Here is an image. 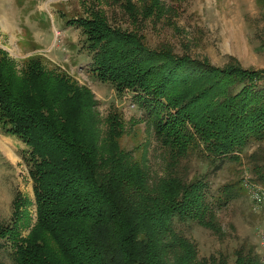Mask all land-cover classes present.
I'll list each match as a JSON object with an SVG mask.
<instances>
[{"label":"trees","instance_id":"obj_1","mask_svg":"<svg viewBox=\"0 0 264 264\" xmlns=\"http://www.w3.org/2000/svg\"><path fill=\"white\" fill-rule=\"evenodd\" d=\"M121 1L134 22L163 8L161 0H147L141 9L134 0ZM71 23L81 28L82 47L101 81L117 93L143 92L138 100L161 145L164 172L152 176L144 158L122 147L117 112L102 132L88 87L46 71L39 59L17 73L0 50V130L28 148L24 161L37 215L25 236L0 225V239L7 233L14 239L12 264H229L223 254L198 258L175 223L191 221L221 237L214 205L244 184H226L230 191H219L210 203L204 179L188 177L179 163L196 154L210 164L224 156L240 162L233 152L264 140V68H244L231 56L216 67L153 49L138 31L112 26L102 10ZM256 181L264 187V172ZM22 200L19 194L13 199L15 218ZM232 256V264H261L247 244Z\"/></svg>","mask_w":264,"mask_h":264},{"label":"rangeland","instance_id":"obj_2","mask_svg":"<svg viewBox=\"0 0 264 264\" xmlns=\"http://www.w3.org/2000/svg\"><path fill=\"white\" fill-rule=\"evenodd\" d=\"M134 1L141 9L147 0ZM121 3V0H0V22L4 18L9 23L6 28L0 24V50L12 59L17 73L22 72L28 60L39 59L46 71L64 74L88 87L98 103L96 110L102 132L106 131L109 114L117 112L123 123L122 147L137 159L144 158L152 176L162 175L163 151L138 100L143 92L125 88L117 93L112 83L96 76L93 59L91 64L77 61L66 66L63 62L60 52L66 53L70 47L65 46L64 39L79 38L81 49L92 58L82 47L81 28L71 21L92 9L102 10L112 26L138 31L153 49L168 48L175 55L216 67H223L231 56L244 68L261 69L264 68V0H161L163 8L159 15L145 19L141 16L137 22L129 18ZM58 20L63 26L69 24L71 29L59 31ZM0 133L3 134L1 130ZM244 148L239 151L240 162L224 156L210 164L204 154H196L179 165L181 170L187 168L188 177L197 175L204 179L207 201L212 203L219 191H230L223 190L226 184L240 182L243 186L247 175L257 182L256 176L264 172V140L251 141ZM27 153L28 148L21 140H7L5 153L0 151V225H10L9 230L17 231L20 236L29 232L37 218L32 180L24 161ZM232 192L234 197L214 205L215 220L223 231L221 237L191 221H177L175 226L194 242L198 258L223 254L232 264L234 249L247 244V249L252 248L264 264V199L260 203L254 201L244 186L243 190L233 188ZM17 194L23 204L15 218L13 199ZM0 243V262L12 264V233L2 237Z\"/></svg>","mask_w":264,"mask_h":264},{"label":"crops","instance_id":"obj_3","mask_svg":"<svg viewBox=\"0 0 264 264\" xmlns=\"http://www.w3.org/2000/svg\"><path fill=\"white\" fill-rule=\"evenodd\" d=\"M7 20L4 19V18H1V22L0 24L2 25L3 28H6L8 26V24H6ZM58 25H57V28H59L60 30L59 31H63V32H66L67 29L70 30L71 27L69 28V24H67V26H63V24L61 23V20H58ZM53 23V22H52ZM66 23H68V20L66 21ZM66 27V28H65ZM75 28V26H74ZM77 28V27H76ZM64 41H66V43L64 42L65 46H70L69 47V51H67L66 53H63L60 52V54H62V60L63 62L65 63L66 66H70L73 64L74 62V65L77 61H83V62H86L87 64L90 63L91 64V61H92V58L89 57L87 55L86 52H84L82 49H81V44H80V40L79 38H77L76 40H69V39H64ZM69 41V42H67ZM72 41V42H71ZM61 51V50H60ZM65 51V50H64ZM59 53V52H58ZM76 60V61H75ZM85 63V64H86ZM77 72V71H76ZM7 140H10V141H20L19 139H17L16 137L14 136H11V135H4L2 133H0V151H2L3 153H5L6 151V141ZM249 144H247L245 147H247ZM245 148H243V151H244ZM7 153V152H6ZM10 156H12L11 154H9ZM7 156L8 158L10 156Z\"/></svg>","mask_w":264,"mask_h":264},{"label":"built area","instance_id":"obj_4","mask_svg":"<svg viewBox=\"0 0 264 264\" xmlns=\"http://www.w3.org/2000/svg\"><path fill=\"white\" fill-rule=\"evenodd\" d=\"M234 153L236 155L240 156L242 159V153L241 152L235 151ZM243 184H244L245 188H247L248 194L251 195V197L254 201H257L259 203L263 201V199H264V187L261 184L255 182L248 175L244 176Z\"/></svg>","mask_w":264,"mask_h":264}]
</instances>
